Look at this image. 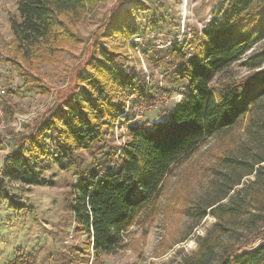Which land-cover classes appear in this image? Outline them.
Segmentation results:
<instances>
[{
    "label": "trees",
    "instance_id": "trees-1",
    "mask_svg": "<svg viewBox=\"0 0 264 264\" xmlns=\"http://www.w3.org/2000/svg\"><path fill=\"white\" fill-rule=\"evenodd\" d=\"M100 1L106 0H16L17 16H9L16 58L28 64L39 50L57 55L80 43L73 29ZM130 16L131 10H112L89 56L55 92L53 105L25 123L23 133H8L15 149L0 170V201L7 198L5 183L53 185L42 177L40 158L52 156L62 171L75 168L68 201L75 232L85 237L84 253L101 261L126 248V234L147 211L154 212L174 170L213 140L228 146L218 156L222 169L210 168L209 194L184 211L191 229L207 216L213 223L179 264H264V69L252 60L246 75L218 80L264 41V0H222L218 16L201 33L153 49L161 54L155 63L166 67L170 86L157 91L121 53L104 46V39L118 34L143 40ZM138 45L129 48L135 52ZM25 76L27 83L37 82ZM174 93L182 99L163 122L135 120L138 105L149 107ZM125 119L131 121L126 140L107 146L105 128L113 130ZM2 142L0 135V147ZM93 148L98 157L84 167L74 154ZM32 263L31 256H17L9 264Z\"/></svg>",
    "mask_w": 264,
    "mask_h": 264
},
{
    "label": "rangeland",
    "instance_id": "rangeland-1",
    "mask_svg": "<svg viewBox=\"0 0 264 264\" xmlns=\"http://www.w3.org/2000/svg\"><path fill=\"white\" fill-rule=\"evenodd\" d=\"M221 5L222 0L100 1L73 29L81 39L80 43L65 47L57 55L39 50L36 57L25 64L15 56L9 24V16H17L16 0H0V106L4 113V128H0L3 137L0 170L6 153L15 149L8 133H23L25 123L53 105L55 92L68 85L71 71L89 56L91 45L112 10H131L129 24L137 27L143 40L140 41L139 35L124 39L118 34L104 39V46L121 53L123 62L145 77L149 89L157 91L170 86L164 80L166 67L155 63L161 54L153 49L163 51L175 40L182 41L201 33L218 16ZM131 43L139 44L135 52L129 48ZM144 50L149 54L144 55ZM262 55L264 41L254 46L242 61L232 65L218 80L246 75L252 60L261 63L264 69ZM13 63L22 67V71ZM25 74L35 76L37 82L27 83ZM137 102L135 99L132 103ZM174 104L171 100L148 109L140 104L135 108V119L138 122H163ZM118 120L113 130L105 128L104 142L109 147L120 146L126 140V128L131 121L122 120L117 126ZM238 135L235 133V138ZM46 143L47 151L52 155L54 147L50 141ZM227 147L209 141L188 162L175 169L165 183L154 212L147 211L126 234V248L97 262L93 261L92 255L88 257L84 253L85 237L75 232L69 208V192L77 180L75 168L62 171L52 156L40 158L44 167L42 177L52 181V186L3 185L7 198L0 201V264H9L17 256H31L32 264H179L185 255L195 250V239L213 223L207 216L191 229L192 220L184 211L209 194L212 181L209 170L212 167L222 169L217 166L218 156ZM74 157L86 167L98 154L93 148L75 152Z\"/></svg>",
    "mask_w": 264,
    "mask_h": 264
},
{
    "label": "built area",
    "instance_id": "built-area-1",
    "mask_svg": "<svg viewBox=\"0 0 264 264\" xmlns=\"http://www.w3.org/2000/svg\"><path fill=\"white\" fill-rule=\"evenodd\" d=\"M182 99V96L180 93H176L175 95H173L172 97H168V96H162V97H157V99L154 101L153 105L145 108V109H148V108H152L154 106H157V104L161 103V104H164V103H167L168 101H171V100H174L175 101V104L180 102V100ZM160 100V101H158ZM142 114V113H141ZM126 115V112L123 114V116ZM3 117H4V113H3V109L1 108L0 106V128H4L3 124ZM139 117V116H137ZM136 117V118H137ZM136 120V119H135ZM137 121V120H136ZM91 264V263H90Z\"/></svg>",
    "mask_w": 264,
    "mask_h": 264
},
{
    "label": "crops",
    "instance_id": "crops-1",
    "mask_svg": "<svg viewBox=\"0 0 264 264\" xmlns=\"http://www.w3.org/2000/svg\"><path fill=\"white\" fill-rule=\"evenodd\" d=\"M6 154H8V153H6Z\"/></svg>",
    "mask_w": 264,
    "mask_h": 264
}]
</instances>
